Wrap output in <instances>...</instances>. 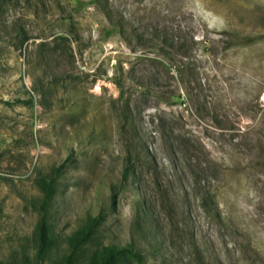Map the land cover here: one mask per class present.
<instances>
[{
    "label": "rangeland",
    "instance_id": "obj_1",
    "mask_svg": "<svg viewBox=\"0 0 264 264\" xmlns=\"http://www.w3.org/2000/svg\"><path fill=\"white\" fill-rule=\"evenodd\" d=\"M90 2L0 0V264H264V0Z\"/></svg>",
    "mask_w": 264,
    "mask_h": 264
},
{
    "label": "trees",
    "instance_id": "obj_2",
    "mask_svg": "<svg viewBox=\"0 0 264 264\" xmlns=\"http://www.w3.org/2000/svg\"><path fill=\"white\" fill-rule=\"evenodd\" d=\"M90 3H100V0H91ZM105 12L108 16H110V11L108 10V8H105ZM62 38L66 41H69V38H67L65 36H63ZM8 104H11V103H8ZM134 142H135V146H136L135 149L138 153L137 155H142V158L149 165L151 163L152 158L149 155V153L146 151V149H145V147L141 141L140 135H138L137 133L134 134ZM64 168H65L64 164H62L60 167L56 168L55 175L50 180H47V179L43 180V184H44V187L46 190V200L44 201V206H43L44 209H46L45 205L50 204V202L52 201V199L55 196V193H56V190L58 187V181H59L60 176L63 173ZM134 174H135L134 162H133V159L131 158V156H129L127 159V164L125 167L124 176L126 178L127 176L134 175ZM117 195H118V192H116V191L112 195L113 205L116 204V200L118 197ZM100 219H103V217H100ZM100 219L98 218V220L94 224H98L100 222ZM39 232H40V236H41L42 240H44L50 233V228L48 227V224L41 225ZM41 250L44 251V247L41 248ZM124 250H126L128 252V254H130L132 257H134L139 263H143L144 255L142 254L141 251L136 250L132 247H126ZM118 252L119 251H112L109 254V256L105 259L104 264H112L114 258L118 255ZM209 262H210V264H215L213 260H211Z\"/></svg>",
    "mask_w": 264,
    "mask_h": 264
}]
</instances>
